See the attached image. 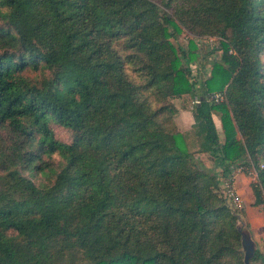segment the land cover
Returning a JSON list of instances; mask_svg holds the SVG:
<instances>
[{
    "label": "trees",
    "instance_id": "1",
    "mask_svg": "<svg viewBox=\"0 0 264 264\" xmlns=\"http://www.w3.org/2000/svg\"><path fill=\"white\" fill-rule=\"evenodd\" d=\"M262 162L264 0H0V264H264L219 192L254 165L264 213Z\"/></svg>",
    "mask_w": 264,
    "mask_h": 264
},
{
    "label": "rangeland",
    "instance_id": "2",
    "mask_svg": "<svg viewBox=\"0 0 264 264\" xmlns=\"http://www.w3.org/2000/svg\"><path fill=\"white\" fill-rule=\"evenodd\" d=\"M194 38L200 47L201 55L198 63H192L191 67L193 70V73H199L203 74L204 77H208L211 72L212 63L216 60H220L221 58V52L219 50L215 51L214 53L210 52L214 47L219 46V38L215 36H197L192 35L188 31L184 29L183 33L175 36L173 38V41L175 44L179 45H185L187 39ZM207 55V56H204ZM203 65V67H202ZM33 76V74H30ZM214 93V92H213ZM194 96L192 95H184L182 97H175L172 99V102L177 107V115L180 113L181 108H189L191 107L192 111L194 108ZM215 122L218 123V130L221 137H223V130L221 128V121L219 119L218 115L214 116ZM55 130L57 131L58 137L69 141L71 136L70 133L67 130H64L60 127H55ZM191 133V134H190ZM185 134H189L188 141L190 143V148L193 151H197L198 144L196 143L195 136L192 134V128L190 131H186ZM198 159L205 165V167L209 170H212L213 172L217 173L219 176L221 175L220 169L217 168L215 164L214 158L209 154H197ZM262 165L264 166V162H262ZM240 167H235L232 171L233 173V185L236 187L237 191V199L241 203V207H237L234 204H230L231 209L234 213L239 215L238 224L237 226L241 229V231L244 232L245 239L247 242V245L249 246L250 250L254 251L257 250L264 255V216H263V208L261 205H255V195L253 192V185L259 181V177L257 176L258 171L254 167V165H251L247 170H240ZM1 176V175H0ZM45 176V177H44ZM37 175L33 178L37 183H48L49 180L48 175ZM238 176H242L243 180H240L239 185L244 186L247 188V191L240 190L238 187ZM242 181V182H241ZM226 181L224 183V187L219 190V192L222 195H226ZM1 186V183H0ZM227 196V195H226ZM228 198V197H227ZM228 202H230L228 200ZM254 211V212H253ZM259 262V261H256Z\"/></svg>",
    "mask_w": 264,
    "mask_h": 264
},
{
    "label": "built area",
    "instance_id": "3",
    "mask_svg": "<svg viewBox=\"0 0 264 264\" xmlns=\"http://www.w3.org/2000/svg\"><path fill=\"white\" fill-rule=\"evenodd\" d=\"M208 99L211 100V101H214L216 103L222 102V101H224L226 99V90L211 93L208 96ZM193 102H194V105L200 103L201 102V96H199V95L194 96V101ZM236 167H240L239 168L240 170L241 169L242 170H246L247 169V167L243 166V165H238ZM232 176H233V173H232ZM257 176H258V174H257ZM227 181L228 182L226 183L225 193H226L229 201L232 204H234L235 206L241 207V203L237 199L238 196H237L236 187L233 185V178L230 177Z\"/></svg>",
    "mask_w": 264,
    "mask_h": 264
},
{
    "label": "crops",
    "instance_id": "4",
    "mask_svg": "<svg viewBox=\"0 0 264 264\" xmlns=\"http://www.w3.org/2000/svg\"><path fill=\"white\" fill-rule=\"evenodd\" d=\"M175 120H176L177 126L179 127V129L181 131H183V132L190 131V129L192 128V125L194 124L193 111H192L191 107H189V108H181L180 113L178 114V116L176 117ZM216 124H218V123H216ZM238 178L239 179H238L237 183H238L239 189L241 188L240 189L241 191L242 190L247 191L246 187H244L242 185L241 186L239 185V182H240V180H243L242 179L243 177L242 176H238ZM263 216H264V213H263Z\"/></svg>",
    "mask_w": 264,
    "mask_h": 264
}]
</instances>
